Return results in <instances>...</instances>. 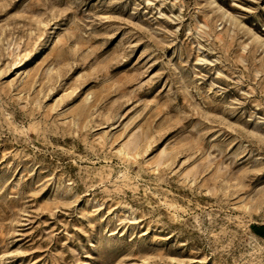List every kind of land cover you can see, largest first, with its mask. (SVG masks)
<instances>
[{
  "label": "rangeland",
  "instance_id": "obj_1",
  "mask_svg": "<svg viewBox=\"0 0 264 264\" xmlns=\"http://www.w3.org/2000/svg\"><path fill=\"white\" fill-rule=\"evenodd\" d=\"M264 0H0V264H264Z\"/></svg>",
  "mask_w": 264,
  "mask_h": 264
},
{
  "label": "crops",
  "instance_id": "obj_2",
  "mask_svg": "<svg viewBox=\"0 0 264 264\" xmlns=\"http://www.w3.org/2000/svg\"><path fill=\"white\" fill-rule=\"evenodd\" d=\"M253 234L264 241V225H255L252 227Z\"/></svg>",
  "mask_w": 264,
  "mask_h": 264
}]
</instances>
